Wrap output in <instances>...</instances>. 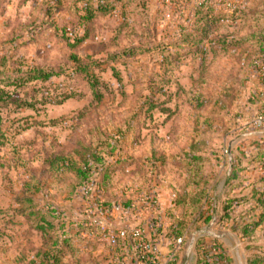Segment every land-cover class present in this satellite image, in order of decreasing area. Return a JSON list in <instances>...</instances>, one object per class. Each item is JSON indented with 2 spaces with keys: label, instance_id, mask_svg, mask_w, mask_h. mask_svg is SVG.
Wrapping results in <instances>:
<instances>
[{
  "label": "rangeland",
  "instance_id": "374dc122",
  "mask_svg": "<svg viewBox=\"0 0 264 264\" xmlns=\"http://www.w3.org/2000/svg\"><path fill=\"white\" fill-rule=\"evenodd\" d=\"M179 1H120L83 24L87 0H0V56H8L0 76L13 79L31 67L60 72L45 87L2 86L0 264H110L109 243L87 231L78 237L72 226L84 216L75 194L87 195L78 173L86 164L99 180V198L128 203L154 192L193 218L214 202L222 208L214 192L227 189L229 173L238 174L237 183L261 173V163L251 161L259 148L251 147L264 145L253 126L264 77L251 71L264 48V0H227L242 17L215 22L203 51L186 45L175 59L179 49L168 44L177 39ZM72 55L99 86L76 71Z\"/></svg>",
  "mask_w": 264,
  "mask_h": 264
},
{
  "label": "trees",
  "instance_id": "16d2710c",
  "mask_svg": "<svg viewBox=\"0 0 264 264\" xmlns=\"http://www.w3.org/2000/svg\"><path fill=\"white\" fill-rule=\"evenodd\" d=\"M86 4V12L82 14L80 17L83 24L91 23L95 20L96 16L102 14L111 13L115 7L117 2L125 1V0H87ZM131 4L135 5V7H139L140 0H131ZM184 6L182 9H179L175 13V17L172 18L173 22H177V30L175 36L177 39L174 43H169V48L175 47L179 50L174 51L171 55L175 57V59H179L180 57L185 56L187 51H185L186 45L195 46L193 49L203 51V42L209 37L210 31L213 29L214 23L221 21L223 19H232L235 20L242 16H237L236 13L239 10V5L234 4L233 1L227 0H181ZM230 9V10H228ZM230 13L232 15H230ZM159 15V13L157 14ZM156 20V16L149 17L148 20L142 19L141 23L144 25L145 22L147 24L154 22ZM152 28H154L152 24ZM154 29H152L153 31ZM150 31V25H149ZM86 39V36H82L77 38L74 42L75 45L82 43ZM197 46H199L197 48ZM168 48V49H169ZM194 51V50H193ZM174 54V55H173ZM259 58L254 60L253 67L260 61L261 65L264 67V48L259 54ZM72 59L75 62L76 71L79 73H84L90 79V83L92 87L99 86L100 78L91 70L88 64H83L81 59L72 55ZM171 57V56H170ZM8 58L6 54H2L0 56V66L5 65ZM253 71V69H252ZM251 71V73H252ZM60 72L55 71L53 69H44V68H34L31 67L28 70L24 71L22 75H18L15 78H9L8 76L1 75L0 76V102L3 101L4 95L6 94V90L2 88L3 85H11L15 83V85H25L27 83L34 82L35 85L45 87L46 83L50 81L55 75H58ZM263 79L264 76L258 75ZM255 78V77H254ZM12 79V81H10ZM45 89L43 90V96H45ZM194 159H201L200 156H193ZM99 162H103L100 158H97ZM264 159V150H259L255 155L252 156L251 161H261ZM104 164V163H102ZM108 168V166H107ZM91 167L89 165H85L82 168H78V173L82 176V180L79 186H90L92 193L94 194L95 201L97 204H101L102 206H111L113 203L107 202L99 198V194L102 191H99V180L94 176L93 172L90 171ZM108 169L106 173H104L103 179H108ZM104 182H106L104 180ZM102 185V184H101ZM237 184H234L232 188L229 189L226 196L224 197V204L222 206V213L220 220L218 223L225 225L231 230L237 232L242 238L248 239V244L246 245V249L249 251L248 254V264H264V245H259L254 243L255 233L256 231L264 225V198L262 193L258 192L254 195L244 194V193H232V189ZM97 190V193L95 192ZM78 191V190H76ZM81 190L75 194V196L81 195ZM204 196L206 195V190L204 191ZM129 203V202H128ZM127 204V203H125ZM198 211V208L196 209ZM215 207L212 205V208H208L207 210H202L198 212L199 216L192 217L187 210H177L176 207L168 208V215L173 224V232L176 237L187 236L189 235L193 228H197L200 225H209L213 220ZM55 217L57 216L56 211L52 212ZM58 221L59 218H58ZM46 225H51V222L45 221ZM61 222V221H60ZM73 223V222H71ZM71 225V224H70ZM72 226L77 229V236L82 237L83 232H91L90 226L87 225L86 221H79L73 223ZM44 227V226H40ZM65 227L66 224H65ZM95 230H98L95 228ZM66 231V230H65ZM66 238L63 243L68 242L69 232H65ZM85 237V236H84ZM207 236H202L198 240V261L197 264H211L208 261L209 250L205 248ZM80 242L85 240V238H78ZM72 241V240H71ZM87 243L90 241L86 240ZM56 246H58V242H54ZM123 246V241L119 239V244L116 248H113L111 252L118 251ZM106 256L108 260L114 257ZM56 256V255H55ZM59 256V255H58ZM223 261L225 264H231L230 259L226 256L225 252L222 255ZM110 262V261H109ZM112 264V263H110Z\"/></svg>",
  "mask_w": 264,
  "mask_h": 264
},
{
  "label": "built area",
  "instance_id": "2783aa9c",
  "mask_svg": "<svg viewBox=\"0 0 264 264\" xmlns=\"http://www.w3.org/2000/svg\"><path fill=\"white\" fill-rule=\"evenodd\" d=\"M264 75V67L260 61L253 67L252 76ZM253 126L256 130L264 129V113L254 120ZM264 147V145H263ZM260 171L263 175L262 190L260 191L264 198V159L260 161ZM87 195L82 191L80 198L81 209L84 213L81 221H86L91 228L90 236L105 240L113 248L119 244V239L127 244V241H132L133 250L135 251L137 260L136 264H163L157 259V246L165 239L171 241L172 251L171 259L175 257L184 245H188L190 239L187 236L176 237L173 232V224L170 222L166 227L164 225V210L159 197L154 192H147L139 195L135 200L125 203H113L111 206H102L95 201L94 194ZM141 213H150L152 218L149 220L150 235L148 236L144 229L137 224L131 222L132 216ZM114 220V221H112ZM113 222L116 224H113ZM121 222V223H119ZM97 228L98 230H95ZM206 249L209 250L208 261L211 264H225L222 255L223 247L214 237L211 242L206 241ZM123 256H126L124 254ZM127 259V260H125ZM118 259L112 264H132V256ZM129 259V260H128ZM131 262V263H130ZM167 264V263H164Z\"/></svg>",
  "mask_w": 264,
  "mask_h": 264
},
{
  "label": "crops",
  "instance_id": "0c3cea01",
  "mask_svg": "<svg viewBox=\"0 0 264 264\" xmlns=\"http://www.w3.org/2000/svg\"><path fill=\"white\" fill-rule=\"evenodd\" d=\"M254 82H257V80H254ZM254 100H255L254 104L255 106L258 107L259 112L264 113V93H261L260 96H256ZM254 109H257V108H254ZM257 131H260L264 136V129L256 130V133H258ZM251 148L255 150H257L258 148L259 150H264L263 146H258V147L253 146ZM257 162H260V161H257ZM258 172L259 170L258 171L256 170L255 172L248 174L247 176H245V178H243L242 182H238V183L236 180L238 177V174L235 175L233 173H229L228 177L224 179L223 184H222V187L225 186L227 187V189H224V191H222V189H220L219 191H215L214 193L216 196L214 197L223 196L224 198L227 192L229 191V189L232 188L234 184H237L238 186L236 185L237 187H234L232 189V193H236V194L244 193V194H249V195H252V194L254 195L255 193H258V192L260 193L263 187V184L261 182L263 175L262 173H258ZM250 187L252 189H249ZM225 190L227 191L225 192ZM161 205H162V209L164 210V214H165L164 225L166 227L170 222L172 223L168 215L169 206H166L162 202H161ZM212 205L215 207L212 222L209 225H203L201 230L192 231L191 236L197 238L203 233V231L204 232L206 231L205 232L206 234H204L203 236H207L205 241L209 243L212 241V238L215 237L213 236V234L217 235L218 237H215V238L218 240L219 244L223 247L224 252L226 256L230 259L231 264H248L249 251L246 249V245L248 244V239L242 238L237 232L231 230L230 228L226 227L223 224L218 223L221 217L222 208L218 206L217 204H215V202ZM151 218H152V215L150 213H141V214H136L132 216L131 222L133 224L140 225L144 229V231L147 233V235L149 236L150 230H149L148 222ZM201 237L197 239V242L194 245L193 250L190 253L188 252V245H184L179 251V253H177L175 257L172 259L170 256L171 251H172L171 241L168 239L163 240L157 246L158 261L163 264L164 263H167V264H197L198 254H199L197 245H198V240ZM254 243L259 244V245H264V225L261 226L256 231ZM132 244H133L132 241L128 240L127 244L123 243V246L121 247V249H119L118 251L111 252L112 253L111 256H114V257L110 258L109 260L110 263L118 259H122V258L125 259L126 257L132 256V259L130 260H132V264H136L137 260L134 257L136 256V254H135V251L133 250ZM124 254H126V256H123Z\"/></svg>",
  "mask_w": 264,
  "mask_h": 264
},
{
  "label": "water",
  "instance_id": "95a60500",
  "mask_svg": "<svg viewBox=\"0 0 264 264\" xmlns=\"http://www.w3.org/2000/svg\"><path fill=\"white\" fill-rule=\"evenodd\" d=\"M229 152L231 153V146H230V150H229ZM232 166H233V158L232 157H230V171H231V169H232ZM206 232V231H205ZM204 231H203V233L199 236V237H201V236H203L204 234H206ZM213 236H215V237H218L217 235H214L213 234ZM199 237H192L191 239H190V242H189V244H188V252L190 253L192 250H193V247H194V245L196 244V242H197V239L199 238Z\"/></svg>",
  "mask_w": 264,
  "mask_h": 264
}]
</instances>
